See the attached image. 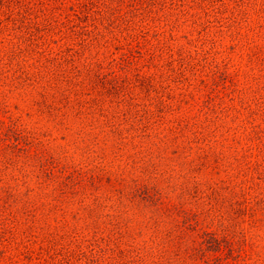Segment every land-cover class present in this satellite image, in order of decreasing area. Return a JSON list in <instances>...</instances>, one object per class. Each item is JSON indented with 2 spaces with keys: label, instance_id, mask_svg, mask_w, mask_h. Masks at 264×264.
Returning <instances> with one entry per match:
<instances>
[{
  "label": "rangeland",
  "instance_id": "obj_1",
  "mask_svg": "<svg viewBox=\"0 0 264 264\" xmlns=\"http://www.w3.org/2000/svg\"><path fill=\"white\" fill-rule=\"evenodd\" d=\"M0 264H264V0H0Z\"/></svg>",
  "mask_w": 264,
  "mask_h": 264
}]
</instances>
